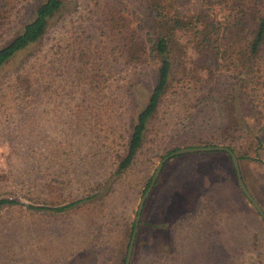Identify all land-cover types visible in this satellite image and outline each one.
Listing matches in <instances>:
<instances>
[{
  "label": "rangeland",
  "instance_id": "obj_1",
  "mask_svg": "<svg viewBox=\"0 0 264 264\" xmlns=\"http://www.w3.org/2000/svg\"><path fill=\"white\" fill-rule=\"evenodd\" d=\"M59 27L38 47L41 69H52L47 78L62 79L66 68L71 32L67 25ZM119 69L115 63L107 81L112 102L98 93L79 109L61 104L54 114L45 104L13 117L12 109H0V119L10 115L8 126L0 123V172L5 175L0 193L7 191L21 204L0 208V264L117 263L141 189L159 159L171 147L190 146L213 134L219 117L207 90L174 83L134 162L108 187L102 184L112 167L104 150L121 145L129 113L120 97ZM215 159L183 153L163 163L144 201L128 264H264L259 215L248 202L236 199L229 210L225 202H216L218 196L231 198L226 177L232 180L235 174L227 164L222 178L210 179ZM203 164L206 172L198 170ZM239 166L264 212L263 165L241 160ZM95 187L94 197L73 208L51 212L43 207L75 200Z\"/></svg>",
  "mask_w": 264,
  "mask_h": 264
},
{
  "label": "trees",
  "instance_id": "obj_2",
  "mask_svg": "<svg viewBox=\"0 0 264 264\" xmlns=\"http://www.w3.org/2000/svg\"><path fill=\"white\" fill-rule=\"evenodd\" d=\"M57 24L67 25L71 32L62 79L46 77L52 69H41L42 54L37 53ZM115 63L122 74L120 97L129 113L121 145L104 150L111 155L112 167L102 184L108 187L134 162L149 123L174 83H190L207 90L219 117L211 137L196 139L190 146L228 147L250 191L239 162L257 161L264 170V0H0V109H12V117L34 112L40 104L53 114L61 104L79 109L98 93L112 102L107 81ZM9 116L0 123H8ZM34 116L27 117L28 124ZM193 153L216 158L215 170L209 171L212 180L222 178L227 164L234 173L224 151ZM205 164L198 170L206 172ZM4 179L0 172V181ZM226 181L231 198L218 196L216 202H225L227 210L234 209L236 199L247 203L236 180ZM97 188L67 203L43 207L51 212L73 208L94 197ZM7 194L0 193V208L21 205ZM132 225L133 220L125 229L115 264H123Z\"/></svg>",
  "mask_w": 264,
  "mask_h": 264
},
{
  "label": "water",
  "instance_id": "obj_3",
  "mask_svg": "<svg viewBox=\"0 0 264 264\" xmlns=\"http://www.w3.org/2000/svg\"><path fill=\"white\" fill-rule=\"evenodd\" d=\"M206 151H224L229 155L230 161H231V165L234 169V174H235V179H236V183L240 189V191L242 192V194L244 195V197L246 198V200L248 201V203L252 206V208L257 212V214L259 215V217L263 220L264 222V212L261 209L260 205L257 203V201L254 199V197L251 195V193L248 191V189L245 187L241 175H240V171H239V167H238V163H237V159L236 156L234 155V153L226 146L223 145H209V146H186V147H179L173 151L168 152L167 154L163 155L154 171L153 174L150 178V181L147 185V187L144 189L143 193L141 194L138 203H137V207L135 210V215L133 218V225H132V229H131V233H130V237L127 243V247H126V251H125V256H124V261L123 264H128L129 263V258L131 255V250H132V245H133V241L135 238V233L138 227V223H139V218H140V214H141V210L144 204V201L150 191V189L152 188L155 179L163 165V163L180 154L183 153H193V152H206Z\"/></svg>",
  "mask_w": 264,
  "mask_h": 264
}]
</instances>
